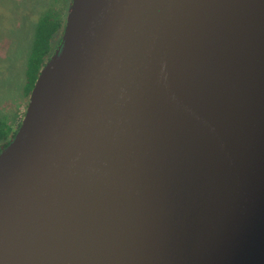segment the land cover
I'll return each mask as SVG.
<instances>
[{"label": "water", "instance_id": "water-1", "mask_svg": "<svg viewBox=\"0 0 264 264\" xmlns=\"http://www.w3.org/2000/svg\"><path fill=\"white\" fill-rule=\"evenodd\" d=\"M0 264H264V0H70L0 150Z\"/></svg>", "mask_w": 264, "mask_h": 264}, {"label": "rangeland", "instance_id": "rangeland-1", "mask_svg": "<svg viewBox=\"0 0 264 264\" xmlns=\"http://www.w3.org/2000/svg\"><path fill=\"white\" fill-rule=\"evenodd\" d=\"M47 1L0 0V116L16 122L22 121L28 102L22 94V80L33 24Z\"/></svg>", "mask_w": 264, "mask_h": 264}, {"label": "trees", "instance_id": "trees-1", "mask_svg": "<svg viewBox=\"0 0 264 264\" xmlns=\"http://www.w3.org/2000/svg\"><path fill=\"white\" fill-rule=\"evenodd\" d=\"M68 6V0H48L33 24L22 80V94L26 98L31 92L40 68L52 53L54 43L57 41V44L59 43ZM20 122V120L16 122L10 116H0V150L13 137Z\"/></svg>", "mask_w": 264, "mask_h": 264}, {"label": "flooded vegetation", "instance_id": "flooded-vegetation-1", "mask_svg": "<svg viewBox=\"0 0 264 264\" xmlns=\"http://www.w3.org/2000/svg\"><path fill=\"white\" fill-rule=\"evenodd\" d=\"M60 41V40H59ZM58 45V44H57Z\"/></svg>", "mask_w": 264, "mask_h": 264}]
</instances>
